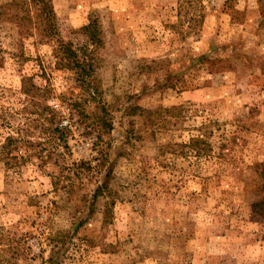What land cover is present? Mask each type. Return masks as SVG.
Returning a JSON list of instances; mask_svg holds the SVG:
<instances>
[{"label": "rangeland", "instance_id": "obj_1", "mask_svg": "<svg viewBox=\"0 0 264 264\" xmlns=\"http://www.w3.org/2000/svg\"><path fill=\"white\" fill-rule=\"evenodd\" d=\"M263 159L264 0H0V264H264Z\"/></svg>", "mask_w": 264, "mask_h": 264}, {"label": "trees", "instance_id": "obj_2", "mask_svg": "<svg viewBox=\"0 0 264 264\" xmlns=\"http://www.w3.org/2000/svg\"><path fill=\"white\" fill-rule=\"evenodd\" d=\"M39 2L40 1H38V3ZM38 9L43 20H46L50 26V21L53 20V13L50 10L49 4H42L41 2ZM255 173L259 182L256 190V197L250 202V209L259 215H264V159L257 164Z\"/></svg>", "mask_w": 264, "mask_h": 264}]
</instances>
